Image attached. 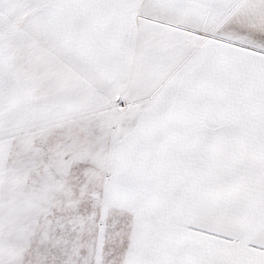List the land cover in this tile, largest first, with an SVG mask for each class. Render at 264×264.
Masks as SVG:
<instances>
[{"label": "snow or ice", "instance_id": "snow-or-ice-1", "mask_svg": "<svg viewBox=\"0 0 264 264\" xmlns=\"http://www.w3.org/2000/svg\"><path fill=\"white\" fill-rule=\"evenodd\" d=\"M0 264H264V0H0Z\"/></svg>", "mask_w": 264, "mask_h": 264}]
</instances>
